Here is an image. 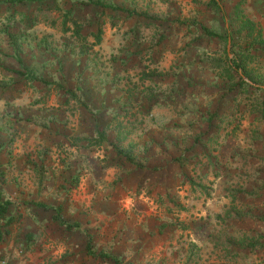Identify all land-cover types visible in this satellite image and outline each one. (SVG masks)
<instances>
[{
  "label": "rangeland",
  "instance_id": "rangeland-1",
  "mask_svg": "<svg viewBox=\"0 0 264 264\" xmlns=\"http://www.w3.org/2000/svg\"><path fill=\"white\" fill-rule=\"evenodd\" d=\"M218 1L0 0V264H264V39Z\"/></svg>",
  "mask_w": 264,
  "mask_h": 264
},
{
  "label": "crops",
  "instance_id": "crops-1",
  "mask_svg": "<svg viewBox=\"0 0 264 264\" xmlns=\"http://www.w3.org/2000/svg\"><path fill=\"white\" fill-rule=\"evenodd\" d=\"M242 7L248 13L250 20L258 22L264 39V0H244ZM261 54L262 58L260 60L264 62V51ZM262 71L264 72V69Z\"/></svg>",
  "mask_w": 264,
  "mask_h": 264
},
{
  "label": "trees",
  "instance_id": "trees-1",
  "mask_svg": "<svg viewBox=\"0 0 264 264\" xmlns=\"http://www.w3.org/2000/svg\"><path fill=\"white\" fill-rule=\"evenodd\" d=\"M214 2H215V4L216 5H218L219 7H220V4H219V1L218 0H213ZM221 12H222V15H223V19L225 20V16H224V12H223V10L221 9ZM227 29V28H226ZM97 35V34H96ZM97 37H99L98 35H97ZM232 67H233V69L235 70V72L237 73V75H238V78L240 79V80H243L244 78L245 79H247L248 81H250V83H252V86H254L255 85V87H256V83L252 80V79H250L249 78V76L246 74V72L243 70V68L241 67V64L240 63H238V62H236V63H232ZM258 87H260V86H258ZM262 88V87H261ZM264 89V88H263ZM39 206H43V207H46L45 205H43V204H38ZM6 203H3V202H0V212L3 214L5 211H6ZM103 256H105V257H110L108 254H106V253H101ZM112 259H114V258H112ZM115 261H116V259H114ZM117 262V261H116Z\"/></svg>",
  "mask_w": 264,
  "mask_h": 264
}]
</instances>
